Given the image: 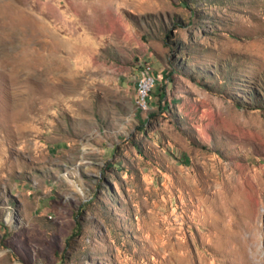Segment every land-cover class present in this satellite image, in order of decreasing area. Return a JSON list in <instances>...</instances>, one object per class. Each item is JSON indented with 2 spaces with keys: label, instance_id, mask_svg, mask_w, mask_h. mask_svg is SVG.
Masks as SVG:
<instances>
[{
  "label": "rangeland",
  "instance_id": "obj_1",
  "mask_svg": "<svg viewBox=\"0 0 264 264\" xmlns=\"http://www.w3.org/2000/svg\"><path fill=\"white\" fill-rule=\"evenodd\" d=\"M199 73L264 97V0H0V264H264V102Z\"/></svg>",
  "mask_w": 264,
  "mask_h": 264
},
{
  "label": "trees",
  "instance_id": "obj_2",
  "mask_svg": "<svg viewBox=\"0 0 264 264\" xmlns=\"http://www.w3.org/2000/svg\"><path fill=\"white\" fill-rule=\"evenodd\" d=\"M183 66H185V60H183L180 64L175 65L170 70L164 71L165 77H168V75L170 74V72L173 70V71H176L177 73H180L182 75H185L186 77H188L189 79H191L192 81H194L195 78H194V76L191 75L192 72H190L189 70L187 72H184L185 71V68H183ZM147 76L154 77L153 75H148V74H147ZM205 79H206V75L204 73H199V80H198L199 83L198 84L200 86H202L205 90H208L210 92H215V93L217 92V93L222 94L223 96H225V92L220 91V89H218V90L215 89L210 84V82H206ZM216 82H217V84H219L218 83L219 82L218 80ZM151 89L148 92V96L147 97H149V93L150 92L155 93V95L158 96V98H161L162 97V95L160 93L159 94L156 93L155 90L154 91H151ZM225 97H227V99H229L234 105H236V106H244L245 108L250 109V110H258V109H260L261 106H262V104H263V102H264V97L262 99H259V100H254V99L252 100L251 99V100L244 101V102L238 101L237 99H235L233 96H230V95H227Z\"/></svg>",
  "mask_w": 264,
  "mask_h": 264
},
{
  "label": "bare ground",
  "instance_id": "obj_3",
  "mask_svg": "<svg viewBox=\"0 0 264 264\" xmlns=\"http://www.w3.org/2000/svg\"><path fill=\"white\" fill-rule=\"evenodd\" d=\"M155 79L152 76L145 77L141 80L139 84L140 88V96L142 97V102H145V96L147 95V90L151 87V85H154ZM148 84V87H147Z\"/></svg>",
  "mask_w": 264,
  "mask_h": 264
},
{
  "label": "built area",
  "instance_id": "obj_4",
  "mask_svg": "<svg viewBox=\"0 0 264 264\" xmlns=\"http://www.w3.org/2000/svg\"><path fill=\"white\" fill-rule=\"evenodd\" d=\"M147 87H148V84H147Z\"/></svg>",
  "mask_w": 264,
  "mask_h": 264
}]
</instances>
